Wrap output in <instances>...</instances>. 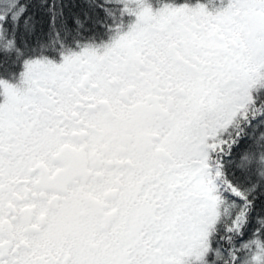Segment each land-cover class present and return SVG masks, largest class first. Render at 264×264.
<instances>
[{"label":"snow or ice","instance_id":"6c2138e0","mask_svg":"<svg viewBox=\"0 0 264 264\" xmlns=\"http://www.w3.org/2000/svg\"><path fill=\"white\" fill-rule=\"evenodd\" d=\"M0 264H264V0H0Z\"/></svg>","mask_w":264,"mask_h":264}]
</instances>
